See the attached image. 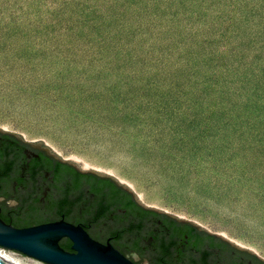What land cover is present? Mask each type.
<instances>
[{"label": "rangeland", "instance_id": "obj_1", "mask_svg": "<svg viewBox=\"0 0 264 264\" xmlns=\"http://www.w3.org/2000/svg\"><path fill=\"white\" fill-rule=\"evenodd\" d=\"M0 129L264 260V0H0Z\"/></svg>", "mask_w": 264, "mask_h": 264}, {"label": "water", "instance_id": "obj_2", "mask_svg": "<svg viewBox=\"0 0 264 264\" xmlns=\"http://www.w3.org/2000/svg\"><path fill=\"white\" fill-rule=\"evenodd\" d=\"M0 133H9L18 137L23 143L29 147H38L44 149L55 160L61 163L68 164L72 168L73 178H78L79 183L74 181L71 187H65L66 181L57 178V183L52 184V176L46 174L44 177H38L28 183L26 188L20 190L22 198L15 204L21 205L25 213L22 218L24 221L32 220H53L59 218L60 212L56 204L65 202V204L72 205L67 219L75 221L89 220L86 215L93 207L98 198H102L103 187H115L122 190L120 198L117 202H121L120 208L129 206L127 202L129 198L135 200L134 208L131 209L133 215L122 216L124 210L113 213L109 218H100L95 221H90L92 227L90 234L98 239L103 240L114 228L127 226L126 234L122 236L119 244L126 246L125 240H132L127 248L134 254V257L142 260L143 264H159L158 256L162 254L158 250H136L133 245L136 237L148 238L151 233L160 232L159 226L163 217H170L175 221L188 223L201 231L204 236H212L210 245L206 243L200 245L201 251H206L207 264H258L257 261H264L258 257L251 250L239 247L234 243L226 240L220 235L210 233L206 229L200 227L194 222L179 219L174 215L165 213L159 209L148 207L142 204L136 195L125 185H121L118 181L110 175L94 171L92 169L84 171L68 160L61 159L58 155L53 153L47 146H43L42 142H27L24 141L20 135L4 131L0 129ZM97 178L100 180L99 187L94 190V193H89L86 189L79 188L80 182L94 181ZM96 180V179H95ZM103 181V182H102ZM102 186V188H101ZM13 205V203H10ZM34 205L37 206V211L34 212ZM39 206V207H38ZM147 211L153 213L149 220H140L141 217H148ZM112 217H115L114 220ZM156 218H159L158 220ZM161 218V219H160ZM162 221V220H161ZM135 222V223H134ZM27 224V223H26ZM89 235L81 224H74L64 219V216L58 220L34 224L27 227L17 228L7 224L0 218V247L9 250L18 251L24 255L36 258L46 264H139L134 258H130L118 249L111 245L109 241L102 243ZM67 238L71 245L70 250L64 249L60 245V241ZM150 241L151 239H147ZM192 256L200 260L201 254L193 252ZM137 255V256H136ZM0 264H8L0 260ZM192 264V263H190Z\"/></svg>", "mask_w": 264, "mask_h": 264}, {"label": "flooded vegetation", "instance_id": "obj_3", "mask_svg": "<svg viewBox=\"0 0 264 264\" xmlns=\"http://www.w3.org/2000/svg\"><path fill=\"white\" fill-rule=\"evenodd\" d=\"M46 174L52 176V184L57 183V178L66 181L64 183L65 187H71V183L74 181L79 183L78 178H73L72 168L68 164L61 163L55 160L49 153L44 149L38 147H29L27 144L23 143L18 137L9 133H0V218L4 220L7 224L14 227L21 228L27 227L34 224H39L48 221L58 220L64 216V219L68 222L74 224H81L85 230L90 234V228L92 223L90 221H95L94 216L99 213L100 209H106L107 211L102 213L97 219L109 218L113 213L117 211L124 210L122 216L133 215L131 209L134 208L135 200L129 198L127 202L129 206L126 208H120L122 205L120 201L117 202L118 198L122 194V190L119 188L115 193V187H103L102 198H98L97 202L93 205L92 209L86 214L89 216V220L75 221L72 222L67 219V215L60 213L59 218L53 220H45L38 223H27L22 219L25 215L23 207L21 205L16 206L18 200L22 198L20 190L26 188L28 183L37 182L38 177H44ZM95 178V177H94ZM35 179V181H33ZM96 179V180H95ZM94 181L80 182L79 188L81 190L86 189L89 193H94V190L99 187V182L97 178ZM103 182V181H102ZM123 195V194H122ZM13 203V205H10ZM152 217V213L148 217H141L140 220H149ZM114 220L115 217H112ZM157 220L159 218H156ZM161 219V218H160ZM162 220V221H161ZM158 233H151L148 238L136 237L135 243L133 245L136 250H158L163 252L165 248L168 250L167 255L158 256L159 264H190L191 260H196L193 244L199 240V235L197 234L199 230L191 224L178 222L170 217H163ZM135 223V222H134ZM130 227V224L123 227H118L112 229L108 236L103 240H96L107 243L109 241L112 246L118 249L124 255L134 258L137 263L143 264L142 260L134 257V254L127 247L133 241L125 240L126 246H121L119 241H121L122 236L126 234V230ZM67 239V238H66ZM68 240V239H67ZM137 256V255H136Z\"/></svg>", "mask_w": 264, "mask_h": 264}, {"label": "trees", "instance_id": "obj_4", "mask_svg": "<svg viewBox=\"0 0 264 264\" xmlns=\"http://www.w3.org/2000/svg\"><path fill=\"white\" fill-rule=\"evenodd\" d=\"M35 207H34V209H33V211L34 212H36L37 211V206L36 205H34ZM39 207V206H38ZM56 207H57V209H58V211L60 212V213H64V214H66V215H68L69 213H70V211H71V208H72V205H70V204H65V202H61V203H58V204H56ZM127 206H124L123 208H126ZM106 212L107 210L106 209H100V211H99V213H97L95 216H94V220H97V218L99 217V216H101L102 215V213L104 212V211ZM151 212V211H150ZM149 211H147L146 213L147 214H151ZM154 213V212H153ZM152 213V214H153ZM41 221H43V220H41V219H39V220H32V221H25L26 223H38V222H41ZM198 235H199V240L196 242V243H194L193 244V247H194V249L195 250H197L200 254H201V257H200V260H191L190 262L192 263V264H207L208 262H207V255H206V251H201V248H200V245L202 244L203 245V243L205 244H207V245H210V240L213 238L212 236H204V234L201 232V231H199L198 233H197ZM60 245L64 248V249H66V250H70V245H71V243H70V241L69 240H67L66 238H64V239H62L61 241H60ZM168 254V250H167V248H165V250L162 252V254L161 255H167ZM258 262V264H264V261H257Z\"/></svg>", "mask_w": 264, "mask_h": 264}, {"label": "bare ground", "instance_id": "obj_5", "mask_svg": "<svg viewBox=\"0 0 264 264\" xmlns=\"http://www.w3.org/2000/svg\"><path fill=\"white\" fill-rule=\"evenodd\" d=\"M88 166L87 164H84ZM140 196V195H138ZM0 260L8 263V264H43L37 260H27L25 258L19 257L13 252L7 251L5 249L0 248Z\"/></svg>", "mask_w": 264, "mask_h": 264}, {"label": "built area", "instance_id": "obj_6", "mask_svg": "<svg viewBox=\"0 0 264 264\" xmlns=\"http://www.w3.org/2000/svg\"><path fill=\"white\" fill-rule=\"evenodd\" d=\"M42 263V262H41ZM44 264V263H43Z\"/></svg>", "mask_w": 264, "mask_h": 264}]
</instances>
